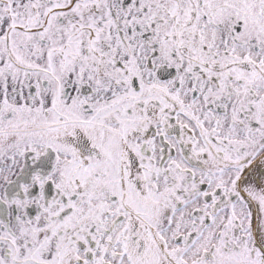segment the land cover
Wrapping results in <instances>:
<instances>
[{
    "label": "snow or ice",
    "instance_id": "obj_1",
    "mask_svg": "<svg viewBox=\"0 0 264 264\" xmlns=\"http://www.w3.org/2000/svg\"><path fill=\"white\" fill-rule=\"evenodd\" d=\"M0 264H264V0H0Z\"/></svg>",
    "mask_w": 264,
    "mask_h": 264
}]
</instances>
